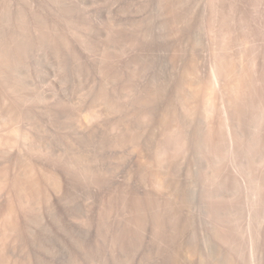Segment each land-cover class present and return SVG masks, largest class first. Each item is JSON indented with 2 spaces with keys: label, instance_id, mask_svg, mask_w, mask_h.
Masks as SVG:
<instances>
[{
  "label": "rangeland",
  "instance_id": "374dc122",
  "mask_svg": "<svg viewBox=\"0 0 264 264\" xmlns=\"http://www.w3.org/2000/svg\"><path fill=\"white\" fill-rule=\"evenodd\" d=\"M0 96V264H264V0H0Z\"/></svg>",
  "mask_w": 264,
  "mask_h": 264
},
{
  "label": "bare ground",
  "instance_id": "6f19581e",
  "mask_svg": "<svg viewBox=\"0 0 264 264\" xmlns=\"http://www.w3.org/2000/svg\"><path fill=\"white\" fill-rule=\"evenodd\" d=\"M168 1H169V0H168ZM175 6H176V5H175ZM175 10H176V9H175ZM170 11H171V10H170ZM176 18H177V17H176ZM29 20H30V19H29ZM31 20H32V19H31ZM35 21H36V20H35ZM26 23H27V22H26ZM24 25H25V24H24ZM23 28H24V27H23ZM24 29H25V28H24ZM43 31H44V30H43ZM46 32H47V31H46ZM10 34H11V33H10ZM15 34H16V33H15ZM62 34H63V33H62ZM19 35H20V34H19ZM31 35H32V34H31ZM39 35H40V34H39ZM21 36H22V35H21ZM46 36H47V35H46ZM157 36H158V35H157ZM38 37H39V36H38ZM53 38H54V37H53ZM2 39H3V38H2ZM17 39H18V38H17ZM24 39H25V38H24ZM37 39H38V38H37ZM19 40H20V39H19ZM21 40H22V38H21ZM40 40H41V39H40ZM42 40H43V39H42ZM56 40H57V39H56ZM33 41H34V40H33ZM16 42H17V41H16ZM21 43H22V42H21ZM24 43H26V42H24ZM54 43H55V42H54ZM19 44H20V43H19ZM19 44H18V45H19ZM2 45H3V44H2ZM12 45H13V44H12ZM21 45H22V44H21ZM32 45H33V44H32ZM62 45H63V44H62ZM5 46H6V45H5ZM15 46H16V45H15ZM23 46H24V44H23ZM23 46H20V45H19V46L16 47V49L19 50V48H20L19 52H21L22 49H24ZM45 46H46V45H45ZM57 46H58V45H57ZM25 47H26V45H25ZM74 47H75V46H74ZM152 49H153V48H152ZM11 50H12V51H15V50H13V49H11ZM12 51H10V49H9V50H8V49H7V50H6V49L4 50L5 53L8 52V53H6L7 55L10 54V53L13 54ZM26 51H27V50H26ZM74 51H75V50H74ZM16 52H17V51H16ZM22 52H23V51H22ZM55 52H56V51H55ZM75 52H76V51H75ZM28 53H29V52H28ZM71 53H72V52H71ZM110 53H111V52H110ZM11 54H10V55H11ZM14 54H16V53L14 52ZM21 54H23V53H21ZM57 54H58V52H57ZM7 57L9 58V59H8V62H9V60H11L12 57H10V56H6V58H7ZM30 57H31V56H30ZM70 57H71V56H70ZM16 59H17V58H16ZM77 59H78V58H77ZM37 60H38V59H37ZM62 60H63V59H62ZM3 61H4V60H3ZM15 61H16V60H15ZM11 62H12V61H11ZM16 62H17V61H16ZM59 62H60V61H59ZM9 63H10V62H9ZM10 64H11V63H10ZM10 64H9L10 67H9V66H6V69H7V67H8L9 69H11V71L8 70V69H7V70L13 73L14 71H12V70H13V69H16V68L11 67V66H13V65H10ZM18 64H19V63H18ZM62 64H64V63H62ZM66 64H68V62H67ZM70 64H71V63H70ZM4 65H5V64H4ZM61 66H62V65H61ZM78 67H79V66H78ZM12 68H13V69H12ZM65 69H66V68H65ZM78 69H79V68H78ZM7 70H6V71H7ZM16 70H17V69H16ZM16 70H15V72H16ZM2 71H4V70H2ZM2 71H1V72H2ZM8 71H7V73H8ZM66 71H67V70H66ZM15 72H14V73H15ZM254 73H255V72H254ZM3 74H4V73H3ZM10 74H11V73H10ZM11 75H12V74H11ZM252 75H253V74H252ZM12 77H13V76H12ZM180 77H181V76H180ZM229 77H230V76H229ZM7 78H8V77H7ZM7 78H5V79H7ZM73 78H74V77H73ZM244 78H245V77H244ZM10 79H11V78H10ZM181 79H182V78H181ZM229 79H230V78H229ZM232 79H233V78H232ZM241 79H242V78H241ZM244 80H245V79H244ZM111 82H112V80H111ZM7 84H8V83H7ZM11 84H12V83H11ZM17 84H18V83H17ZM111 84H112V83H111ZM21 85H22V84H21ZM103 85H104V84H103ZM12 86H13V85H12ZM19 86H20V85H19ZM22 86H23V85H22ZM16 87H18V86H16ZM16 87H15V88H16ZM8 88H9V87H8ZM160 88H161V87H160ZM13 89H14V88H13ZM21 89H22V88H21ZM8 90H9V89H8ZM176 90H177V89H176ZM16 91H17V90H15V93H16ZM31 91H32V90H31ZM101 91H102V90H101ZM108 91H109V90H108ZM108 91H107V92H108ZM146 91H147V90H146ZM181 91H182V89H181ZM148 92H150V90H149ZM177 92H178V91H177ZM13 93H14V92H13ZM13 93H12V94H13ZM17 93H18V92H17ZM20 93H21V92H20ZM12 94H11V95H12ZM109 94H110V93H109ZM0 97H1V96H0ZM15 97H16V96H15ZM149 97H150V96H149ZM16 98H17V97H16ZM17 99H18V98H17ZM112 99H113V98H112ZM8 100H9V99H8ZM8 100H7L6 103H8ZM103 100H104V99H103ZM109 100H110V99H109ZM14 101H15V100H14ZM111 101H112V100H111ZM15 102H16V101H15ZM105 103H106V102H105ZM3 104H4V103H3ZM234 104H235V103H234ZM237 104H238V102H237ZM14 105H15V104H14ZM2 106H3V105H2ZM9 106H10V105H9ZM212 106H213V105H212ZM3 107H4V106H3ZM11 107H12V106H11ZM108 107H109V106H108ZM113 107H114V106H113ZM106 108H107V107H106ZM140 108H141V106H140ZM140 108H139V109H140ZM232 108H233V107H232ZM238 108H239V107H238ZM15 109H16V108H15ZM8 110H9V109H8ZM13 110H14V109H13ZM20 110H21V109H20ZM137 110H138V109H137ZM1 111H2V110H1ZM21 111H22V110H21ZM2 112H3V111H2ZM5 112H7V111H5ZM12 112H13V111H12ZM136 112L138 113V111H136ZM25 113H26V112H25ZM68 113H69V111H68ZM240 113H241V112H240ZM240 113H239V114H240ZM32 114H33V113H32ZM63 114H64V113H63ZM7 115H8V114H7ZM19 115H20V114H19ZM138 115H139V114H138ZM232 115H233V114H232ZM4 116H6V115H4ZM139 116L141 117V113H140ZM136 117H137V115H136ZM163 117H164V115H163ZM256 117H257V116H256ZM1 118H2V117H1ZM161 119H163V118H161ZM0 120H1V119H0ZM12 120H13V119H12ZM1 121H2V120H1ZM15 121H16V120H15ZM249 121H250V120H249ZM92 122H93V121H92ZM220 122H221V121H220ZM4 123H5V122H4ZM89 123H90V122H89ZM257 123H258V122H257ZM94 124H95V123H94ZM129 124H131V122H130ZM103 125H104V124H103ZM124 125H125V124H124ZM127 125H128V124H127ZM127 125H126V127H127ZM242 125H243V124H242ZM89 126H90V125H89ZM89 126H88V127H89ZM126 127H125V128H126ZM128 127L130 128L129 125H128ZM132 127H133V126H132ZM132 127H131V128H132ZM222 128H223V127H222ZM126 129H127V128H126ZM198 129H199V128H198ZM198 129H197V130H198ZM217 129H218V128H217ZM128 131H130V129H129ZM128 131H127V132H128ZM125 132H126V131H125ZM130 132H131V131H130ZM130 132H128L130 135H129L128 133H127V134L125 133V134H126V137H125L126 139L128 138L127 135H129V136L132 137L131 134H132L133 131H132L131 133H130ZM196 132L199 133V131H196ZM200 132H201V131H200ZM220 132H221V130H220ZM254 132H255V131H254ZM222 133H223V132H222ZM219 134H220V133H219ZM219 134H218V135H219ZM137 135H139V134H137ZM137 135H136V136H137ZM199 135H202V134H199ZM208 135H209V134H208ZM123 136H124V135H123ZM134 136H135V134H134ZM136 136L134 137V139L136 138V140L132 139L133 137L130 138V139H128V140L137 141V140H139V139L141 138V137L139 138V136H138V138H139V139H138ZM166 136H168V135H166ZM172 136H174V135H172ZM238 136H239V135H238ZM248 136H249V135H248ZM170 137H171V136H170ZM170 137H169V138H170ZM169 138H168V139H169ZM171 138H172V137H171ZM171 138H170V139H171ZM174 140H176V139H174ZM201 140H202V138H201ZM239 140H240V139H239ZM166 141H167V140H166ZM177 141H178V140H177ZM173 142H174V141H173ZM203 145H204V144H203ZM222 145H223V144H222ZM218 149H219V148H218ZM30 156H31V155H30ZM39 157H40V156H39ZM168 157H169V156H168ZM162 160H163V159H162ZM162 160H161V161H162ZM166 160H167V159H166ZM157 161H158V160H157ZM157 161H156V162H157ZM159 162H160V161H159ZM159 162H158V164H159ZM20 163H21V162H20ZM75 163H76V162H75ZM160 163H161V162H160ZM163 163H165V162H163ZM71 164H72V163H71ZM161 164H162V163H161ZM32 165H33V164H32ZM40 165H41V164H40ZM139 165H140V164H139ZM238 165H239V164H238ZM28 166H30V165H28ZM37 166H38V165H37ZM41 166H42V165H41ZM85 166H86V165H85ZM162 166H163V164H162ZM162 166H161V167H162ZM31 167H32V166H31ZM161 167H160V168H161ZM37 168H38V167H37ZM244 168H245V167H244ZM162 169H163V168H162ZM30 170H31V169H30ZM85 170H86V169H85ZM89 170H90V169H89ZM35 171H36V170H35ZM40 171H41V170H40ZM46 171H47V170H46ZM92 171H93V170H92ZM27 172H28V170H27ZM27 172H26V173H27ZM24 173H25V171H24ZM30 173H31V172H30ZM43 173H44V172H43ZM84 173H85V172H84ZM41 174H42V173H41ZM140 174H141V173H140ZM150 174H151V173H150ZM22 175H23V174H22ZM43 175H44V174H43ZM71 175H72V174H71ZM75 176H76V175H75ZM58 177H59V176H58ZM20 179H21V178H20ZM45 179H46V178H45ZM48 179H49V178H48ZM50 179H51V178H50ZM54 179H55V178H54ZM95 179H96V178H95ZM145 179H146V178H145ZM49 181H50V180H49ZM49 181H48V182H49ZM81 181H82V180H81ZM157 181H158V180H157ZM35 182H36V181H35ZM164 182H165V181H164ZM19 183H20V182H19ZM149 183H150V182H149ZM30 184H31V183H30ZM152 185H153V184H152ZM163 185H164V184H163ZM16 186H17V185H16ZM160 186H161V185H160ZM57 189H58V188H57ZM134 190H135V189H134ZM155 191H156V190H155ZM31 192H32V191H31ZM188 192H189V191H188ZM135 193H136V192H135ZM164 193H165V192H164ZM188 194H189V193H188ZM184 195H185V194H184ZM134 197H135V196H134ZM180 197H182V196H181V193H180ZM185 197H186V200H189V199H187L188 196H185ZM140 198H141V197H140ZM188 198H190V197H188ZM40 199H41V198H40ZM132 200H133V198H132ZM154 200H155V199H154ZM175 200H176V199H175ZM184 200H185V199H184ZM190 200H192V199H190ZM40 201H41V200H40ZM47 201H48V200H47ZM143 201H144V200H143ZM150 201H151V200H150ZM116 202H117V201H116ZM118 202H119V201H118ZM152 202H153V201H151V205H152ZM188 202H189V201H188ZM194 202H195V201H194ZM38 203H39V202H38ZM139 203H141V202H139ZM149 203H150V202H149ZM153 203H154V202H153ZM137 204H138V203H137ZM156 204H157V203H156ZM257 205H258V204H257ZM144 206H145V205H144ZM152 207H153V206H152ZM177 207H178V206H177ZM139 208H140V207H139ZM160 208H161V207H160ZM173 208H174V207H173ZM160 210H161V209H160ZM105 211H106V210H105ZM138 211H139V210H138ZM153 211H154V210H153ZM132 212H133V210H132ZM152 214H153V213H152ZM157 214H158V213H157ZM256 214H257V213H256ZM134 215H135V214H134ZM104 216H105V215H104ZM167 217H169V216H167ZM254 217H255V216H254ZM152 220H153V219H152ZM139 221H140V219H139ZM141 222H142V221H141ZM157 223H158V222H157ZM223 223H224V221H223ZM140 224H141V223H140ZM165 224H166V223H165ZM235 226H236V225H235ZM161 228H162V227H161ZM157 230H158V229H157ZM232 230H233V229H232ZM230 232H231V231H230ZM172 233H173V232H172ZM157 235H158V234H157ZM190 244L192 245V243L189 241V246H191ZM195 249H196V248H195ZM192 253H193V252H192Z\"/></svg>",
  "mask_w": 264,
  "mask_h": 264
}]
</instances>
